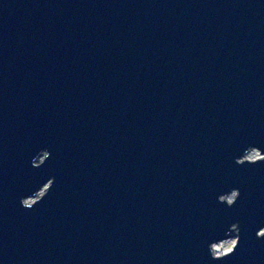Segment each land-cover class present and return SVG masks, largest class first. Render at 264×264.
Masks as SVG:
<instances>
[{"label":"water","instance_id":"95a60500","mask_svg":"<svg viewBox=\"0 0 264 264\" xmlns=\"http://www.w3.org/2000/svg\"><path fill=\"white\" fill-rule=\"evenodd\" d=\"M0 264H264V0H0Z\"/></svg>","mask_w":264,"mask_h":264},{"label":"rangeland","instance_id":"374dc122","mask_svg":"<svg viewBox=\"0 0 264 264\" xmlns=\"http://www.w3.org/2000/svg\"><path fill=\"white\" fill-rule=\"evenodd\" d=\"M261 156H263L262 154H260L259 153V151H258V149L256 150L255 148H253V149H250V150H248L247 151V153L246 154H244L241 158H239V159H248V160H251V159H256L257 157L259 158V157H261ZM39 161V160H38ZM46 185L47 184H44V186H41L40 187V189H39V191L38 192H36V194H35V196H30V197H28V198H25L24 199V203H30V202H32L34 199H36L37 197H39L40 196V194L42 193V191H44V189H45V187H46ZM229 194H227V198L225 199V196H224V199L226 200V201H231L232 199H233V197H234V193H235V190H232L231 192H228ZM228 237L226 238V239H223V240H221L220 239V241H219V245L221 246V248L223 249V250H230V247H231V245H233V243H234V241H235V231H232V232H230V234L229 235H227Z\"/></svg>","mask_w":264,"mask_h":264},{"label":"bare ground","instance_id":"6f19581e","mask_svg":"<svg viewBox=\"0 0 264 264\" xmlns=\"http://www.w3.org/2000/svg\"><path fill=\"white\" fill-rule=\"evenodd\" d=\"M248 150H246V153H247ZM245 153V154H246ZM44 186V185H43ZM39 190H37L36 192H38ZM36 192H34L36 194ZM34 194V196H35ZM229 194V193H228ZM227 198V195H225V199ZM228 199V198H227ZM211 248V252L213 255H218V254H222L224 252H227V250H223L221 248V246L219 245V241H216V242H213L211 243V245L209 246Z\"/></svg>","mask_w":264,"mask_h":264}]
</instances>
